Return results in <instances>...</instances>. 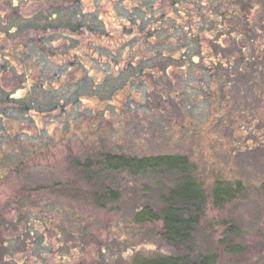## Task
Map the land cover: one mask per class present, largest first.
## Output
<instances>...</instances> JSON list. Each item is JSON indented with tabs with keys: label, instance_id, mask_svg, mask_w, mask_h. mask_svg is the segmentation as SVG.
I'll return each mask as SVG.
<instances>
[{
	"label": "rangeland",
	"instance_id": "1",
	"mask_svg": "<svg viewBox=\"0 0 264 264\" xmlns=\"http://www.w3.org/2000/svg\"><path fill=\"white\" fill-rule=\"evenodd\" d=\"M236 3L240 9L226 24L246 30L248 42L262 48L263 56L258 58L262 69L256 64L252 68L261 73L264 83V0ZM156 4L145 0L140 6L152 9ZM76 5L74 10L80 7ZM140 13L127 15L144 22ZM177 20H164L161 31L167 35L154 34L152 46L139 50L140 54L153 51V73H135L134 68L111 72L105 67L106 76L99 72L90 77L91 86L99 82L101 91L100 98L88 99L94 109L89 110L84 129L75 111L59 116L44 112L37 132V167L26 168L20 178L6 176L0 185L11 194L25 187L30 196L37 186V211L33 204L28 210L27 202L20 205L26 210L2 207L0 239L6 245L0 248V264H19L21 257L22 264H33L31 256H37V264H145L184 252L163 239L161 222L155 217L166 206L168 195L188 180L203 192L199 224L189 245L193 254H215L217 264H264V124L255 104L258 98L242 97L244 71L247 80H254L255 72L240 65L244 53L234 45L233 65L218 75L223 80L218 79V87L225 88L230 79L234 95L239 94L228 107L215 93L214 78L208 72L191 66L189 56L172 59L180 49L174 46L180 33ZM205 20L202 17L203 24ZM185 41L188 54L196 53L198 42ZM165 42L170 46L166 53ZM137 69L145 70V63ZM71 119L77 123L70 128ZM80 137L88 140L80 144L76 142ZM76 154L103 159L105 170L90 168L76 176L70 168ZM118 157L130 161L168 158L180 165L118 168ZM220 185L233 188L234 194L217 204L214 190ZM11 194L3 191L0 202ZM145 211L149 216L142 215ZM32 212L40 216L37 241L31 235L36 228ZM224 239L232 242L227 248L233 251H227L221 243ZM62 257L69 262L61 263Z\"/></svg>",
	"mask_w": 264,
	"mask_h": 264
},
{
	"label": "flooded vegetation",
	"instance_id": "2",
	"mask_svg": "<svg viewBox=\"0 0 264 264\" xmlns=\"http://www.w3.org/2000/svg\"><path fill=\"white\" fill-rule=\"evenodd\" d=\"M143 1L0 0V185L5 183L6 176L20 178L26 168L37 167V156L40 155L37 153V132L42 129L39 122H43L44 112L54 111L59 116L75 111L80 121L71 119L73 122L68 121V127L78 122L84 129L89 110L94 109L89 106L88 99L100 98L101 91L99 82L91 86V76L99 72L106 76L105 67L111 72L134 68L135 73H153V51L146 49L147 52L140 54L139 50L143 46H152L158 33L167 35L161 31L166 19L183 17L181 21L177 20L180 23L178 39L198 42L196 53L191 55L186 49V41L176 39L178 44L174 46L180 49L176 57L171 56L172 59L189 56L191 66L208 72L214 78L213 90L227 101L225 105L228 107L232 108L233 98L239 94L234 95L230 79L225 81V88L218 87V79L223 81L218 75L233 65L234 45L238 52L244 53L241 66L248 65L247 71L252 72H255L252 68L255 64L259 71L262 69L258 62L263 56L262 48L248 42L246 30L226 24V19L240 9L236 3L238 0H155L154 8L141 9ZM75 4L77 8L80 6L79 9L74 10ZM137 10L141 17L143 13L144 22L127 15ZM202 17L206 24L202 23ZM147 22L149 24L145 25ZM241 38L246 41L241 42ZM163 44L165 52L170 46L166 42ZM165 55L161 56L167 57ZM144 63L146 69L138 70L137 66ZM246 73L244 71L243 75L246 91H242V97L258 98L255 104L261 114L259 120L264 124L261 73L255 72L254 80H247ZM248 86H252L250 90ZM250 105L246 106L247 109ZM86 140L80 137L76 142L83 144ZM71 160L70 168L74 174L84 172L85 175L90 168L105 170L101 158L92 160L76 154ZM3 191L11 194L0 186V194ZM28 192L31 191L25 187L12 190L6 201L0 202V218L5 214L3 206L21 211L26 210L20 207L24 202H27L28 210L33 204L32 208L37 211V186L33 188L32 196ZM32 213L36 228L31 235L32 240L37 241L40 216L37 218V212ZM7 236L10 238V234ZM5 242L0 239V248L5 247ZM101 249L103 251V247ZM22 258L19 264L24 262ZM24 258L27 259L26 254ZM62 258L61 263L69 262L66 257ZM31 260L37 264V256H31Z\"/></svg>",
	"mask_w": 264,
	"mask_h": 264
},
{
	"label": "trees",
	"instance_id": "3",
	"mask_svg": "<svg viewBox=\"0 0 264 264\" xmlns=\"http://www.w3.org/2000/svg\"><path fill=\"white\" fill-rule=\"evenodd\" d=\"M177 165H180L177 160L168 158L145 159L141 161L135 159L130 161L128 158L120 157L117 167L128 168L129 166H133L137 170H140L152 167L155 169L162 167L175 168ZM179 186L178 190H174L168 195L166 206L155 219L161 222L163 239L185 250L176 255H163L145 264H217V256L215 254L210 256L194 255L192 247L189 246L193 239V233L196 230L195 226L199 224L200 214L198 210H201L203 192L200 187H196L190 180L185 185L180 184ZM233 194V188L222 187L220 185L214 190L213 199L217 204H222L230 199ZM142 215L149 216L146 211ZM221 243L225 244L226 248L229 244H232L231 241L226 242V239L221 240ZM227 251L231 252L233 248H227Z\"/></svg>",
	"mask_w": 264,
	"mask_h": 264
}]
</instances>
